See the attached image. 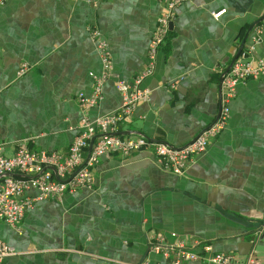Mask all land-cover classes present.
I'll use <instances>...</instances> for the list:
<instances>
[{"label": "crops", "instance_id": "obj_1", "mask_svg": "<svg viewBox=\"0 0 264 264\" xmlns=\"http://www.w3.org/2000/svg\"><path fill=\"white\" fill-rule=\"evenodd\" d=\"M167 1L7 0L0 9L3 155L13 156L21 143L67 155L84 114L80 95L94 91L90 74L104 72L96 29L109 44L111 71L88 116L118 111L117 84H132L144 69ZM263 14L264 0L180 4L142 84L150 98L116 134L184 147L212 126L222 80ZM255 56L264 57V33ZM229 107L225 129L182 175L166 170L151 149L111 152L93 168L91 188L38 202L15 227L0 221V248L16 251L0 264H173L176 249L168 256L150 250L160 235L165 247L178 238L201 256L182 264H210L205 246L237 264H264V78L239 84Z\"/></svg>", "mask_w": 264, "mask_h": 264}, {"label": "built area", "instance_id": "obj_2", "mask_svg": "<svg viewBox=\"0 0 264 264\" xmlns=\"http://www.w3.org/2000/svg\"><path fill=\"white\" fill-rule=\"evenodd\" d=\"M7 0H0V9ZM189 0H168L165 10L159 19V27L149 44L147 62L144 69L135 77L132 84L120 81L117 89L122 96V104L118 111L91 119L89 110L95 108L103 99V85L111 71V54L109 44L99 30H93L92 36L97 46L103 65L101 77L90 74L96 80L91 95L81 94L79 101L83 116L78 126V134L72 142L67 155L57 152L34 151L27 143H21L11 157L3 155L0 146V221L17 226L26 213L38 202L61 199L66 193H74L81 188H91L93 184V168L102 158L111 152H120L128 157L143 150H153L162 166L175 174L182 175L187 164L195 156L203 154L211 140L225 129L230 119L231 102L237 95L239 84L248 80L264 78V57L255 56L256 48L262 43L264 20L254 29L253 41L240 53L222 83V108L216 122L199 134L184 147H174L164 142L151 141L144 137L124 139L116 134L117 128L130 120L137 106L147 102L150 91L143 87L145 79L152 75L156 68V59L160 47L165 43L170 31V24L175 17L177 7ZM226 9L214 14L219 19ZM27 71L24 64L19 74ZM94 140L91 151L89 146ZM30 192H35L31 196ZM177 238L175 233L172 234ZM164 246L163 236L155 237L150 243L154 253L168 256L176 249L177 255L173 264L200 259L201 256L190 251L183 241ZM205 260L210 264H237L236 258L229 254L213 253L211 246H205ZM16 254L14 248L2 245L0 260ZM255 264L254 261H249Z\"/></svg>", "mask_w": 264, "mask_h": 264}, {"label": "water", "instance_id": "obj_3", "mask_svg": "<svg viewBox=\"0 0 264 264\" xmlns=\"http://www.w3.org/2000/svg\"><path fill=\"white\" fill-rule=\"evenodd\" d=\"M263 20H264V14H263V15H262L257 21H255V22L251 25L249 31H248L247 34H246V37H245L244 42L242 43V45H241V47H240V49H239V51H238V53H237L235 59L233 60L231 66L228 68L226 74H227L228 71L232 68L234 62L237 60V58L239 57L240 53L242 52V50H243V48H244V45H245V42H246V40H247L249 34H250V33H251V32H252V31H253V30H254V29H255V28H256V27H257V26L263 21ZM222 81H223V80H222ZM221 108H222V106H221ZM221 108H220V111H221ZM219 113H220V112H219ZM218 115H219V114H218ZM217 118H218V116H217ZM93 143H94V140H92V142H91V144H90V146H89V151H91Z\"/></svg>", "mask_w": 264, "mask_h": 264}]
</instances>
